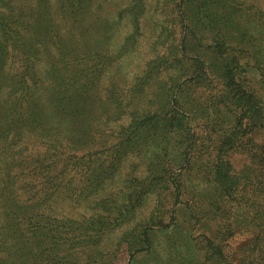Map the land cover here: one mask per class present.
I'll list each match as a JSON object with an SVG mask.
<instances>
[{
    "label": "rangeland",
    "instance_id": "obj_1",
    "mask_svg": "<svg viewBox=\"0 0 264 264\" xmlns=\"http://www.w3.org/2000/svg\"><path fill=\"white\" fill-rule=\"evenodd\" d=\"M240 85L264 118V0H0L7 187L20 182L46 211L56 188L90 198L39 218L43 232L14 248L19 264H242L250 236L233 202L212 200V166L189 187L176 165L189 134L214 161L234 133L232 168L249 173L264 127L239 125ZM155 111L183 115L181 128L156 129Z\"/></svg>",
    "mask_w": 264,
    "mask_h": 264
},
{
    "label": "trees",
    "instance_id": "obj_2",
    "mask_svg": "<svg viewBox=\"0 0 264 264\" xmlns=\"http://www.w3.org/2000/svg\"><path fill=\"white\" fill-rule=\"evenodd\" d=\"M15 37L17 40L21 38L16 34ZM11 45H13V42ZM238 90L245 91V95L243 97L242 95L238 97L236 99L237 102L242 103V100H245V105H247L246 109L243 108L237 116L239 125L242 126V119L247 118L250 121L249 129L255 132L264 127L263 109L259 101L256 100L251 93H247L242 85L238 86ZM226 107L229 108V103L226 104ZM229 110L236 113V110L231 109V107ZM177 115L178 112L177 114L171 115V112L164 113L155 111L148 119L155 118L157 120L156 129L162 124V127H169L175 131L181 128V118L184 117L182 114L181 118ZM144 120L147 119H143L142 122ZM175 121L178 122L175 123ZM242 132L244 134L250 131L244 129ZM238 143L239 138L233 133L223 142L217 158L213 161L212 159H206L202 154L196 152L198 151L196 146V134H189L188 138L183 142L182 150L177 151L176 165H181V172L185 171L181 174L187 175L188 178L191 177V179L188 180L189 187L194 184L200 186L202 182L200 179L205 178V173L209 171V169L205 170L207 165L210 164L212 166L211 182L213 186L208 185L212 190L210 194L212 200L221 204L218 207L219 209L222 208L221 206L224 204L233 202L235 204L234 224L239 229L238 233H248L250 236L248 254H246V258L242 261V264H264V197L258 198V195L264 194V176L263 180L260 179L262 171L264 173V145L258 148L261 152L253 151L252 153V148L246 150L249 161L246 166L250 171L248 174H242L240 170L239 172H234L229 159L230 156L228 155V152H234L238 149ZM254 145L255 143L252 147H254ZM10 165L12 164L5 163L7 168H9ZM6 177L5 169L0 163V243L4 244L0 253V259L3 264H19L21 261L20 258H16L14 248L16 250H22V244L27 243L32 238L36 239V237L43 232L41 218H43L44 221H46V219L48 220V218H61L63 216L62 214L67 215L65 211H71L74 208L75 211H77L78 207L74 205H78L79 202L81 205H86L88 207L90 198L87 199L88 197L85 196V193L80 191L76 193L70 192L71 194L67 192L62 195H57L56 188L52 192L53 195L50 197V200H48L49 208L48 211H46L45 206H38V203L33 199V196H38L37 193H31L33 195L32 197H22L20 188H24V185L22 186L19 182V186L17 185L14 187V185H12L8 189ZM16 178L17 177H15V181ZM18 178L20 181V175ZM173 183L174 190L177 191V195H179L182 191V187H185V183L179 182V179H177V182ZM256 183L260 184L257 189ZM30 191H33V189ZM78 211H80V207ZM70 221L75 222L76 219L72 218ZM8 241L12 243V246H9V248L6 247ZM28 252L29 251L26 253ZM35 252L36 250L33 251V253ZM26 253L23 254L28 255ZM31 261L32 260H29L28 264H30Z\"/></svg>",
    "mask_w": 264,
    "mask_h": 264
}]
</instances>
